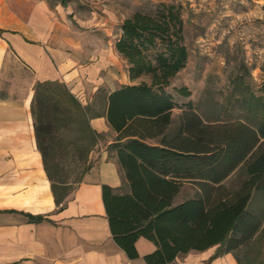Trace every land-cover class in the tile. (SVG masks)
<instances>
[{"label":"trees","instance_id":"obj_1","mask_svg":"<svg viewBox=\"0 0 264 264\" xmlns=\"http://www.w3.org/2000/svg\"><path fill=\"white\" fill-rule=\"evenodd\" d=\"M114 48L131 83L102 95V113L83 106L58 81L34 86L35 144L56 208L65 206L90 170L87 157L100 133L89 120L103 115L114 132L108 157L116 158L127 189L115 193L101 185V198L113 241L129 259L137 257L139 237L155 246L143 256L145 264H176L180 255L216 246L212 259L251 244L262 218L248 205L254 193L264 195V117L255 114L260 101L252 99L238 75L231 85L242 87L246 108L235 117L204 120L192 101L175 100L167 88L188 58L179 5L159 2L149 12H133L121 21ZM174 91L190 95L185 86ZM175 108L180 113L172 127ZM71 127L79 137L65 139L62 131ZM56 146L75 150L72 161L83 165L75 180H69L67 155L55 152ZM238 168L244 178L227 188L222 182ZM185 183L196 186L197 193L176 202ZM27 218L38 222L43 216Z\"/></svg>","mask_w":264,"mask_h":264},{"label":"crops","instance_id":"obj_2","mask_svg":"<svg viewBox=\"0 0 264 264\" xmlns=\"http://www.w3.org/2000/svg\"><path fill=\"white\" fill-rule=\"evenodd\" d=\"M83 48H89L94 59L84 69L79 60ZM112 50L120 56L114 43ZM103 56L101 40H73L71 28L57 23L45 1L25 5V0H0V264H145L143 256L155 249L139 237L134 244L137 257L129 259L113 241L101 185L120 193L124 179L106 147L65 206L57 209L35 144L30 111L35 84L58 81L86 101L99 93V85L107 87L100 76L106 69ZM84 79L93 85L82 88ZM129 83L106 88L103 94ZM89 124L114 137L103 115ZM27 214L43 219L32 222ZM213 248L189 251L178 256L176 264H236L231 253L211 259Z\"/></svg>","mask_w":264,"mask_h":264},{"label":"rangeland","instance_id":"obj_3","mask_svg":"<svg viewBox=\"0 0 264 264\" xmlns=\"http://www.w3.org/2000/svg\"><path fill=\"white\" fill-rule=\"evenodd\" d=\"M39 1H45L52 8L57 23L71 28L73 40L81 43L93 39L101 40L106 69L102 70L100 76L107 87L99 85V96L94 93L86 97V101L78 99L83 106H90L94 111L102 113V95L106 88L128 82L124 61L112 50L121 21L135 11L149 12L157 3L166 2L180 6L184 43L188 50L185 66L171 79L167 88L175 100L179 104L192 101L195 110L204 120L235 117L242 114V108H246V105H242V87L233 88L231 85V80L238 75L243 77L247 93H250L252 99L260 101L255 114L264 117V0ZM29 3L30 0H25V5ZM79 60L83 69L89 68L94 61L91 50L87 48L85 51L83 48ZM84 80L86 84H83L82 88L88 89L89 82L93 85L91 81ZM180 86L188 88L189 97L176 95L174 88ZM179 113L180 109H173L172 127L176 125ZM62 133L68 140L79 137L75 127ZM112 137L111 133H100L87 157L91 167L99 160L97 153L104 147L108 150L107 142ZM68 148L56 146L55 152L67 155L64 167L70 172L69 180H75L83 165L78 160L72 161L71 156L75 150ZM86 175L87 173L83 174L82 181ZM243 178L244 173L238 168L222 184L232 189ZM126 189L123 183L121 190ZM196 193V186L185 183L176 200L181 201ZM248 209L262 218L261 227L251 244L238 248L231 254L235 261L236 258L239 259L236 264H264V195L254 193Z\"/></svg>","mask_w":264,"mask_h":264}]
</instances>
